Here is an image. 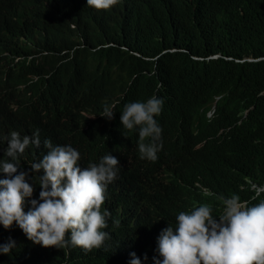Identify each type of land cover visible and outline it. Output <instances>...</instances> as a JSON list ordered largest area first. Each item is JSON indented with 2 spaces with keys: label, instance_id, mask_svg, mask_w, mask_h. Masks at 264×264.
<instances>
[{
  "label": "trees",
  "instance_id": "1",
  "mask_svg": "<svg viewBox=\"0 0 264 264\" xmlns=\"http://www.w3.org/2000/svg\"><path fill=\"white\" fill-rule=\"evenodd\" d=\"M90 16L82 4L63 20L33 7L0 23V130L53 129L85 162L115 154L119 180L152 207L148 230L128 250L151 264L156 237L179 211L208 203L216 215L233 194L264 199L246 182L264 186V0L127 2L122 15L116 8L98 24ZM151 95L163 97L162 149L181 180L175 187L119 126L126 102ZM112 102L107 120L99 113ZM10 239L0 264H54L63 249L34 244L17 226Z\"/></svg>",
  "mask_w": 264,
  "mask_h": 264
},
{
  "label": "clouds",
  "instance_id": "2",
  "mask_svg": "<svg viewBox=\"0 0 264 264\" xmlns=\"http://www.w3.org/2000/svg\"><path fill=\"white\" fill-rule=\"evenodd\" d=\"M110 2L87 5L106 8ZM115 103H105L99 115L112 120ZM163 103L156 95L126 102L119 126L124 137H135L143 161L162 162L163 184L175 187L181 180L169 165V150L162 149L163 126L155 119ZM120 167L111 152L85 162L78 147L45 126L0 130V254L15 247L10 238L17 226L34 244L63 248L52 254L54 264H149L147 253L141 258L128 250L148 230L152 207L119 180ZM246 182L256 195L264 190ZM221 200L216 215L208 203L179 211L156 237L151 264H264V199L252 204L233 194ZM170 208L157 203L158 210Z\"/></svg>",
  "mask_w": 264,
  "mask_h": 264
},
{
  "label": "bare ground",
  "instance_id": "3",
  "mask_svg": "<svg viewBox=\"0 0 264 264\" xmlns=\"http://www.w3.org/2000/svg\"><path fill=\"white\" fill-rule=\"evenodd\" d=\"M0 2H1V0H0ZM76 13H77V12H76ZM117 14H118V13H117ZM117 14H116V15H117ZM90 17H91V16H90ZM85 18H86V16H85ZM118 18H120V17H118ZM69 19H70V18H69ZM91 19H92V18H91ZM62 20H63V19H62ZM92 23H93V22H92ZM25 55H26V54H25ZM27 56H28V55H27ZM62 86H63V85H62Z\"/></svg>",
  "mask_w": 264,
  "mask_h": 264
}]
</instances>
